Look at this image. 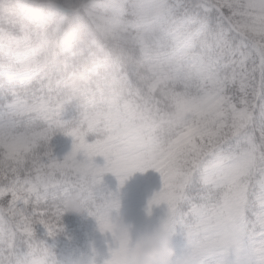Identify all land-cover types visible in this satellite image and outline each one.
Masks as SVG:
<instances>
[{"label": "snow or ice", "instance_id": "1", "mask_svg": "<svg viewBox=\"0 0 264 264\" xmlns=\"http://www.w3.org/2000/svg\"><path fill=\"white\" fill-rule=\"evenodd\" d=\"M148 169L173 264H264V0H0V264H62L48 240L77 194L103 264H136L103 178Z\"/></svg>", "mask_w": 264, "mask_h": 264}, {"label": "trees", "instance_id": "2", "mask_svg": "<svg viewBox=\"0 0 264 264\" xmlns=\"http://www.w3.org/2000/svg\"><path fill=\"white\" fill-rule=\"evenodd\" d=\"M77 115V111L74 106H69L66 111L64 118L65 119H73ZM71 136L65 135L63 132H57L52 140L51 147L53 148L54 154L63 158L64 151L62 150L64 147L71 146L74 139L71 140ZM97 139L96 136L90 135L88 137L89 142H94ZM69 140L71 143L69 144ZM154 178L147 177L146 184L144 186L140 203H139V211H140V222H139V231L142 233L145 230L152 229L158 226L161 217L165 214L166 205H161L157 208L153 209V213L149 216L145 209L148 205L149 199L158 191H160L163 187V179L161 180L158 174V171L152 169ZM160 179V184L156 183ZM65 222L71 227L72 232H62L60 233L54 240L49 238L48 242L54 246L53 250L57 256V258L62 262V264H75L76 261L81 260L84 257V254H88L89 249L92 247V238L83 236L81 238L77 237L78 232H85L80 228V223L76 219L66 218ZM93 232V230L88 231ZM173 244L176 249V252L180 251L179 242L182 240L179 232L172 236Z\"/></svg>", "mask_w": 264, "mask_h": 264}, {"label": "rangeland", "instance_id": "3", "mask_svg": "<svg viewBox=\"0 0 264 264\" xmlns=\"http://www.w3.org/2000/svg\"><path fill=\"white\" fill-rule=\"evenodd\" d=\"M73 140V138H71ZM71 141L69 140V144ZM72 145L64 147V155L72 150ZM104 157H96V163L103 165L105 163ZM152 169H148L145 172H136L129 177L125 182L124 186L119 187V181L117 177L112 173L105 174L103 178V185L105 192H115L119 190L121 207H120V216L123 222L130 226L133 240L140 234L139 231V222H140V211L139 203L141 195L145 186L147 177L154 178ZM160 175V173L158 172ZM161 180L163 179L160 176ZM160 184V179L156 182ZM77 219L80 223V228L86 230L85 232H78L77 237L81 238L83 236L92 238V247L89 249L88 254H84L83 260H87L89 257L96 255L97 264H103V260L109 256V246L112 244L111 234H104L99 231L97 221L93 216L88 215L86 212L83 214L71 213L68 212L63 217V232H72L71 227L65 222L66 218ZM93 230V232H88ZM95 249V253L93 252Z\"/></svg>", "mask_w": 264, "mask_h": 264}, {"label": "clouds", "instance_id": "4", "mask_svg": "<svg viewBox=\"0 0 264 264\" xmlns=\"http://www.w3.org/2000/svg\"><path fill=\"white\" fill-rule=\"evenodd\" d=\"M65 203L69 212L84 213L78 194L69 197ZM119 230L126 232L129 230V225L123 222ZM172 236L169 231L159 226L140 233L135 239L136 264H173L177 253Z\"/></svg>", "mask_w": 264, "mask_h": 264}]
</instances>
